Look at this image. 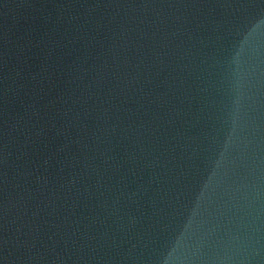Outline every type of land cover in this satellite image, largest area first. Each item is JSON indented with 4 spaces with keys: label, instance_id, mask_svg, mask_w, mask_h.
<instances>
[{
    "label": "water",
    "instance_id": "obj_1",
    "mask_svg": "<svg viewBox=\"0 0 264 264\" xmlns=\"http://www.w3.org/2000/svg\"><path fill=\"white\" fill-rule=\"evenodd\" d=\"M0 264H264V0H0Z\"/></svg>",
    "mask_w": 264,
    "mask_h": 264
}]
</instances>
